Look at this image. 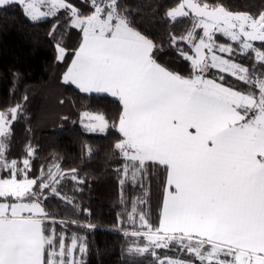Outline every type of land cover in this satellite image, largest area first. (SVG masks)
<instances>
[{
	"label": "snow or ice",
	"instance_id": "snow-or-ice-1",
	"mask_svg": "<svg viewBox=\"0 0 264 264\" xmlns=\"http://www.w3.org/2000/svg\"><path fill=\"white\" fill-rule=\"evenodd\" d=\"M13 2L21 4L33 21L54 16L59 9L71 13L82 42L64 74L65 82L84 93L118 97L123 138L115 147L132 162L133 178L146 162L166 169L169 190L159 224L153 227L139 214V228L147 231L126 235L143 236L148 243L130 251L176 244L201 264H264V78H253L247 68L217 55V49L222 54L234 49L214 43L215 33H222L239 42L242 53L251 50L257 61L264 62V51L252 44L264 42V12L232 13L199 0H183L170 10L166 15L173 20L188 16L185 8L194 14L193 29L181 38L194 44L195 53L180 50L191 62L190 75L183 76L154 58L156 45L120 15L117 0L107 4L91 0L94 10L87 16L66 0H0V6ZM41 5H48V11L42 12ZM195 28L203 30L198 43ZM57 50L58 59H63L65 49L58 44ZM210 69L255 84L258 96L225 86L223 76L221 82L208 78ZM18 109L0 112V137L7 135L9 116L14 121ZM84 115L90 121L85 127L92 131L108 126L103 115ZM4 151L0 141V170L9 173L0 177V198L5 201L0 202V264H77L73 252L78 243L79 251H86L82 238L73 236L69 246L61 235L57 249L55 230L45 234L47 213L33 191L38 186L40 193L51 189L59 196L56 176L50 169L48 178L29 179L30 160L23 159L20 168L21 162H9ZM32 152L29 147L28 155ZM128 171L126 164L125 175ZM135 215L134 206L130 219ZM161 264L190 262L167 259Z\"/></svg>",
	"mask_w": 264,
	"mask_h": 264
},
{
	"label": "trees",
	"instance_id": "trees-1",
	"mask_svg": "<svg viewBox=\"0 0 264 264\" xmlns=\"http://www.w3.org/2000/svg\"><path fill=\"white\" fill-rule=\"evenodd\" d=\"M66 2L82 16L94 10L91 0ZM182 2L117 0V10L131 27L153 41L156 45L154 58L159 63L189 76L191 62L182 58L180 50L189 55L194 53L192 45L181 39L193 29L194 14L189 12L188 16L175 20L166 15ZM199 2L252 16L264 12V0ZM70 17L68 10L60 9L53 17L33 21L19 4L0 8V112L8 114L19 106L16 119L12 121L9 116L7 135L0 137L5 147L4 156L9 162H21L20 168H23V159H29V179L48 178L50 169L56 176L58 183L54 186L59 196L51 189L40 193L38 186H34L33 191L40 197L49 218L46 234L55 230L57 249L61 235L66 237V245H71L73 236L82 238L80 242L86 251L81 253L78 243L77 264H161L167 252L153 255L160 249L154 247L147 252L130 251L143 248L148 242L143 236L133 237L126 233L147 230L139 228L140 211L150 225L158 226L166 169L146 162L135 178L130 173L124 178L127 162L115 147L123 138L118 130L122 111L119 100L108 94L84 93L64 81V74L82 41V32L72 26ZM172 37L178 42L173 44ZM214 40L216 45L234 49L232 54H222L218 49L216 52L247 68L253 78H264V62L257 61L253 51L242 53L240 43L222 33H215ZM59 42L66 49L63 59H58ZM252 44L255 49L264 51V42L253 41ZM207 76L218 82L223 76L226 86L258 96L255 84L245 83L229 73L210 69ZM87 112L103 115L107 129L95 132L85 127L84 114ZM29 147L33 150L31 156L28 155ZM8 175L1 170L0 177ZM134 206L136 215L130 219Z\"/></svg>",
	"mask_w": 264,
	"mask_h": 264
},
{
	"label": "rangeland",
	"instance_id": "rangeland-1",
	"mask_svg": "<svg viewBox=\"0 0 264 264\" xmlns=\"http://www.w3.org/2000/svg\"><path fill=\"white\" fill-rule=\"evenodd\" d=\"M110 2V0H104V3L105 4H107V3H109ZM68 3V2H67ZM179 5V4H178ZM178 5H176L175 7H173V8H171L170 10H172V9H174V8H176ZM21 7H22V9H23V6L21 5ZM40 10L42 11V12H46V11H48V5H41L40 6ZM60 10V9H59ZM59 10H57V12H56V14L58 13V11ZM67 10V9H66ZM169 10V11H170ZM24 11V10H23ZM168 11V12H169ZM185 11L186 12H188L189 13V11L185 8ZM49 17H53V16H44V17H41L40 19H46V18H49ZM40 19H38V20H40ZM196 29V31H195V39H194V43H198L199 42V40H198V37L199 36H201L202 34H203V30L201 29V28H195ZM188 42V41H187ZM189 43V42H188ZM214 43L216 44V42H215V40H214ZM61 47H63V45L59 42L58 43ZM191 45H192V48L194 47V44L193 43H190ZM219 46V45H218ZM64 48V47H63ZM65 49V48H64ZM65 51H66V49H65ZM205 52H207V50H205ZM216 54L217 55H221L220 53H218V52H216ZM193 56L195 55V53H193L192 54ZM222 56V55H221ZM223 58H225V59H228V58H226V57H224V56H222ZM236 63V62H235ZM208 78H210V77H208ZM87 114H90V115H99V114H95V113H90V112H87ZM10 120V119H9ZM119 124V123H118ZM89 129V128H88ZM107 129V127L105 128V130ZM90 130V129H89ZM104 130V131H105ZM99 131V130H98ZM3 143V142H2ZM124 157V156H123ZM126 160V159H125ZM126 164L128 165V167H129V169H130V167L132 168V162H130V161H127L126 160ZM131 171H133V169H131ZM138 172H140V171H137L136 172V174L138 173ZM0 173H1V170H0ZM127 176V175H126ZM130 176H132L133 177V175H132V172L130 173ZM141 212L142 211H140V213L139 214H141ZM140 219V218H139ZM145 231H147V230H143V231H141V232H145ZM69 246H70V244H69ZM78 248V247H77ZM77 248L75 249V250H77ZM75 250H74V252H73V256H74V259L76 260V258H77V256H76V254H77V252H75ZM163 251H165V252H167V255L166 256H164L162 259H161V262L162 261H166L167 259H180V260H183V261H188V262H190V264H201V262L196 258V257H194L193 255H191V254H189V253H187V251L186 250H184V251H181V249H180V246L179 245H176V244H171L170 246H169V248H167V249H164V248H160V249H157V250H155L154 252H155V254H159L160 252H163ZM81 260V259H80Z\"/></svg>",
	"mask_w": 264,
	"mask_h": 264
},
{
	"label": "crops",
	"instance_id": "crops-1",
	"mask_svg": "<svg viewBox=\"0 0 264 264\" xmlns=\"http://www.w3.org/2000/svg\"><path fill=\"white\" fill-rule=\"evenodd\" d=\"M82 42V41H81ZM79 48V47H78ZM74 58V57H73ZM73 60V59H72ZM71 64V63H70ZM70 66V65H69ZM66 72H67V70H66ZM65 72V73H66ZM65 81V80H64ZM218 82V81H217ZM67 83H70V84H72L71 82H67ZM74 85V84H73ZM74 86H76V85H74ZM226 86V85H225ZM77 87V86H76ZM78 88V87H77ZM234 90H236V89H234ZM238 91V90H237ZM92 93H95V92H92ZM100 94H108V95H110V96H112L110 93H100ZM113 97V96H112ZM114 98H117L118 99V97H114ZM96 114V113H95ZM84 117H85V115H84ZM90 123V121L85 117V119H84V125H87V124H89ZM92 131V130H91ZM95 132H103V131H98V130H96ZM118 151H119V153L123 156V153L118 149ZM132 171H130V169H129V171H128V174L129 173H131ZM123 174H124V178H125V172H124V170H123ZM166 180H167V174H166ZM124 182V181H123ZM122 182V183H123ZM169 190V188H168V185H167V183H166V185H165V190H164V197H163V201H164V198H165V195H166V192ZM0 202H5L4 200H0ZM25 202H27V201H25ZM44 209V208H43ZM162 211H163V203H162V209H161V213H160V218H161V215H162ZM47 220H49V218L46 216V218L44 219V228H45V234H46V225H47ZM223 258V257H222Z\"/></svg>",
	"mask_w": 264,
	"mask_h": 264
},
{
	"label": "water",
	"instance_id": "water-1",
	"mask_svg": "<svg viewBox=\"0 0 264 264\" xmlns=\"http://www.w3.org/2000/svg\"><path fill=\"white\" fill-rule=\"evenodd\" d=\"M10 4H19L18 2H13V3H10ZM10 4H8V5H10ZM19 5H21V4H19ZM4 6H7V5H4ZM4 6H0V8L1 7H4ZM189 12H191V10L190 9H188V8H186ZM226 10V9H225ZM192 13V12H191ZM233 13V12H232Z\"/></svg>",
	"mask_w": 264,
	"mask_h": 264
}]
</instances>
